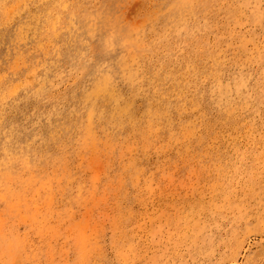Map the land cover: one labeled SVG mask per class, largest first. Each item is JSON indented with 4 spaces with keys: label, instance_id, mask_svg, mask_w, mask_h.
Instances as JSON below:
<instances>
[{
    "label": "rangeland",
    "instance_id": "obj_1",
    "mask_svg": "<svg viewBox=\"0 0 264 264\" xmlns=\"http://www.w3.org/2000/svg\"><path fill=\"white\" fill-rule=\"evenodd\" d=\"M0 264H264V0H0Z\"/></svg>",
    "mask_w": 264,
    "mask_h": 264
}]
</instances>
